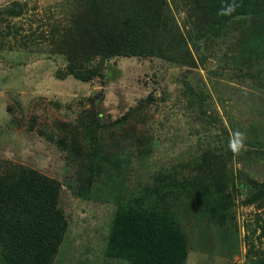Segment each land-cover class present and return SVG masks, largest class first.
<instances>
[{
  "label": "trees",
  "instance_id": "16d2710c",
  "mask_svg": "<svg viewBox=\"0 0 264 264\" xmlns=\"http://www.w3.org/2000/svg\"><path fill=\"white\" fill-rule=\"evenodd\" d=\"M233 4L234 10L222 14ZM67 5L66 23H52L45 38L46 55L64 63L55 72L58 80L71 77L85 84L103 80L111 76L105 75L107 62L117 58L157 59L192 67L193 51H208L210 45L225 39L230 54H224V60L230 61L233 70L229 80H250L252 87L264 91V0H181L175 9L184 14L182 26L168 0H69ZM25 9L26 4L17 1L0 9V25L7 29L0 30V50L10 48L11 41L25 49L36 41L37 32L19 37V30L11 26V20L21 18ZM187 95L189 109L196 107L194 114L209 116L210 124L221 125L206 114L207 95L195 94L191 88ZM103 100L102 91L90 98L93 108L80 115L76 126L62 124L61 132L69 141L56 143L67 155L86 161L78 164L77 196L89 199L98 180L115 193L105 257L128 264H185L190 240L183 221L222 227L223 221L234 220L238 197L242 206L260 211L254 219L256 230L247 229L244 237V264H264V181L252 170L264 162V143L257 134L243 131L245 147L234 154L228 146V130L221 128L224 137L219 149L208 148L181 168L154 172L148 182L125 188L123 173L130 153L121 149L117 154L105 153L104 135L114 130L128 136L125 128L155 100L148 96L107 123L95 110ZM216 140L221 141L219 136ZM131 141L141 163L153 146L144 135ZM240 163L242 168L236 170L235 164ZM62 187L44 174L0 158V264H53L68 230L59 205ZM223 228L232 227L227 223ZM256 231L255 242L250 233Z\"/></svg>",
  "mask_w": 264,
  "mask_h": 264
},
{
  "label": "rangeland",
  "instance_id": "374dc122",
  "mask_svg": "<svg viewBox=\"0 0 264 264\" xmlns=\"http://www.w3.org/2000/svg\"><path fill=\"white\" fill-rule=\"evenodd\" d=\"M14 1L26 4V9L21 18L11 20V26L19 30V37L30 35V31L37 33L36 41L27 49L11 41L10 48L0 50V158L62 184L59 205L68 230L53 264H128L105 257L106 238L116 209L113 189L98 180L89 199L77 196L78 164L86 161L67 155L56 143L59 139L69 141V136L61 132L62 124L76 126L80 115L93 108L89 99L100 91L104 100L95 110L102 114L104 123L122 117L148 96L155 100L125 128L128 136L114 130L104 135L105 153L117 154L120 149L130 153L131 161L123 173L125 188L148 182L149 174L154 172L181 168L208 148L219 149L224 137L221 128L227 129L229 136L232 126L243 134L255 132L264 143V91L252 87L250 80H229L233 70L230 61L224 60V54H230L225 39L210 45L208 51H193L192 67H178L157 59L117 58L107 62L105 75L111 76L103 80L88 84L71 77L58 80L55 72L63 69L64 63L46 55L45 38L52 23H66L64 13L69 0H0V9ZM180 1L168 3L182 26L184 14L175 9ZM0 30L7 31L4 25H0ZM187 88L208 96L206 114L221 125L210 124L209 116L199 118V114H194L195 106L192 111L189 109ZM143 135L153 147L143 157L145 161L139 163L138 148H133L131 139ZM262 163L252 168L260 181H264ZM241 168V163L235 164L236 170ZM259 213L254 206H242L237 197L234 220L223 221L222 227L183 221L190 240L185 264H244V237L247 229L250 232L255 227L254 219ZM227 223L232 230H224ZM258 234L259 231L250 233L255 242Z\"/></svg>",
  "mask_w": 264,
  "mask_h": 264
},
{
  "label": "clouds",
  "instance_id": "9594fccd",
  "mask_svg": "<svg viewBox=\"0 0 264 264\" xmlns=\"http://www.w3.org/2000/svg\"><path fill=\"white\" fill-rule=\"evenodd\" d=\"M235 5H229L226 10H222V14H226L227 12H230L234 10ZM229 149L234 154H239V152L245 147L244 145V134L240 132L239 130L234 131L229 139Z\"/></svg>",
  "mask_w": 264,
  "mask_h": 264
}]
</instances>
